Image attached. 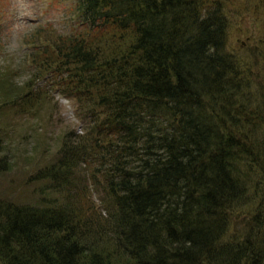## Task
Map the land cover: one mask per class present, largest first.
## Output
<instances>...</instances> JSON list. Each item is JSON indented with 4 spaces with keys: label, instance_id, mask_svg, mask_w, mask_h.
<instances>
[{
    "label": "trees",
    "instance_id": "16d2710c",
    "mask_svg": "<svg viewBox=\"0 0 264 264\" xmlns=\"http://www.w3.org/2000/svg\"><path fill=\"white\" fill-rule=\"evenodd\" d=\"M201 1L76 0L73 27L31 40L30 83L90 112L85 139L37 180L69 187L73 167L95 163L115 243L101 248L97 218L69 203L0 200V264H264V218L227 239L252 144L233 119L224 16Z\"/></svg>",
    "mask_w": 264,
    "mask_h": 264
},
{
    "label": "rangeland",
    "instance_id": "374dc122",
    "mask_svg": "<svg viewBox=\"0 0 264 264\" xmlns=\"http://www.w3.org/2000/svg\"><path fill=\"white\" fill-rule=\"evenodd\" d=\"M203 2L208 10L217 6L224 16L223 49L233 60L236 89L242 92L232 99L233 119L241 138L252 144V157L240 162L248 173L246 195L232 208L227 230V239L240 242L252 227L257 229L255 218H264V185L259 179L264 176V5L262 0ZM76 6V0H0V200L33 206L69 203L81 216L97 218L100 246L110 252L115 241L107 234L114 209L101 193L99 177H90L96 173L95 163L73 167L69 187L59 183L47 189L46 182L37 180L41 171L57 163L62 149L85 139L90 124L84 103L60 95L47 81L30 83L26 62L38 45L37 36L44 43L48 35L76 24ZM35 35L34 46L30 42Z\"/></svg>",
    "mask_w": 264,
    "mask_h": 264
},
{
    "label": "clouds",
    "instance_id": "9594fccd",
    "mask_svg": "<svg viewBox=\"0 0 264 264\" xmlns=\"http://www.w3.org/2000/svg\"><path fill=\"white\" fill-rule=\"evenodd\" d=\"M80 134H83V129L80 130Z\"/></svg>",
    "mask_w": 264,
    "mask_h": 264
}]
</instances>
